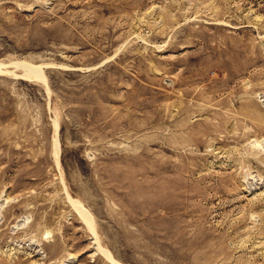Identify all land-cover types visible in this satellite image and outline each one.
Masks as SVG:
<instances>
[{
  "label": "rangeland",
  "instance_id": "1",
  "mask_svg": "<svg viewBox=\"0 0 264 264\" xmlns=\"http://www.w3.org/2000/svg\"><path fill=\"white\" fill-rule=\"evenodd\" d=\"M0 264H264V0H0Z\"/></svg>",
  "mask_w": 264,
  "mask_h": 264
},
{
  "label": "bare ground",
  "instance_id": "2",
  "mask_svg": "<svg viewBox=\"0 0 264 264\" xmlns=\"http://www.w3.org/2000/svg\"><path fill=\"white\" fill-rule=\"evenodd\" d=\"M26 66V65H25ZM24 69H25V74H24V76L26 77V78H29V79H35V80H44L45 79V77H44V74L43 73H41L38 69H36V68H34V67H30V66H26V67H24ZM21 77V76H20ZM58 128H59V126H58V124L55 122V129H56V131L58 130ZM54 144L55 145H57L58 144V146H59V143H58V140L55 138V140H54ZM57 148V147H56ZM81 215L84 217V218H86V216H85V214H84V212H82L81 211ZM88 220V219H87ZM90 223V222H89ZM91 225V224H90ZM91 228H92V226H91ZM94 228H92L91 230L94 232L95 230H93ZM97 242H99L98 240H96Z\"/></svg>",
  "mask_w": 264,
  "mask_h": 264
}]
</instances>
